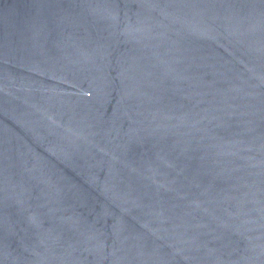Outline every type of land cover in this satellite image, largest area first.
Segmentation results:
<instances>
[{
	"label": "water",
	"instance_id": "water-1",
	"mask_svg": "<svg viewBox=\"0 0 264 264\" xmlns=\"http://www.w3.org/2000/svg\"><path fill=\"white\" fill-rule=\"evenodd\" d=\"M0 264H264V0H0Z\"/></svg>",
	"mask_w": 264,
	"mask_h": 264
}]
</instances>
